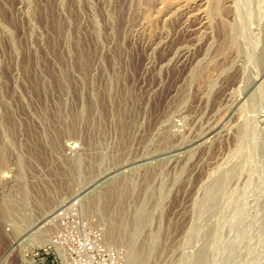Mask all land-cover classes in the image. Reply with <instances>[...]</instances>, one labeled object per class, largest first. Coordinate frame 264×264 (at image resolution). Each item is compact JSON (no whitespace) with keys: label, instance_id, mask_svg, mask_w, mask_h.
<instances>
[{"label":"rangeland","instance_id":"374dc122","mask_svg":"<svg viewBox=\"0 0 264 264\" xmlns=\"http://www.w3.org/2000/svg\"><path fill=\"white\" fill-rule=\"evenodd\" d=\"M0 228V264H264V0H0Z\"/></svg>","mask_w":264,"mask_h":264},{"label":"built area","instance_id":"2783aa9c","mask_svg":"<svg viewBox=\"0 0 264 264\" xmlns=\"http://www.w3.org/2000/svg\"><path fill=\"white\" fill-rule=\"evenodd\" d=\"M74 245L76 246V251L79 254H83L85 256L88 253H92V251H93V245L90 244L87 240L81 241V242H76ZM54 246H55V254L57 255L56 257H54V261L61 262L63 260V257L61 254L65 250V248H64L65 245L62 242V240L57 238L56 245H54ZM74 264H84V263L82 260H77V262ZM96 264H103V263L98 262ZM107 264H119V263L117 262V260L111 259V260H109V262H107Z\"/></svg>","mask_w":264,"mask_h":264},{"label":"bare ground","instance_id":"6f19581e","mask_svg":"<svg viewBox=\"0 0 264 264\" xmlns=\"http://www.w3.org/2000/svg\"><path fill=\"white\" fill-rule=\"evenodd\" d=\"M146 1V0H145ZM143 3V2H142ZM53 13V12H52ZM53 20V19H52ZM78 51V50H77ZM133 69V68H132ZM72 201V200H71ZM72 205V204H71ZM55 220V219H54ZM10 224H8V226H9ZM52 226V225H51ZM1 229V228H0ZM48 229V228H47ZM16 230V229H15ZM3 232H4V230H3ZM117 232V231H116ZM121 233V232H120ZM4 234V233H3ZM119 234V233H118ZM122 234V233H121ZM119 236V235H118ZM115 238V237H114ZM7 239V238H6ZM5 240V239H4ZM108 243V242H107ZM110 243V242H109ZM9 251V250H8ZM14 251V250H13ZM9 252H11V250L9 251ZM5 255V254H4ZM7 258V257H6ZM135 262V261H134Z\"/></svg>","mask_w":264,"mask_h":264}]
</instances>
